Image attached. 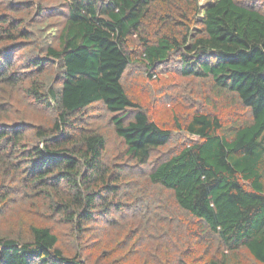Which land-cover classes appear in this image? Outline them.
<instances>
[{
  "label": "trees",
  "instance_id": "trees-1",
  "mask_svg": "<svg viewBox=\"0 0 264 264\" xmlns=\"http://www.w3.org/2000/svg\"><path fill=\"white\" fill-rule=\"evenodd\" d=\"M134 66L204 109L150 118ZM101 220L123 264H264V0H0V264H89Z\"/></svg>",
  "mask_w": 264,
  "mask_h": 264
},
{
  "label": "rangeland",
  "instance_id": "rangeland-1",
  "mask_svg": "<svg viewBox=\"0 0 264 264\" xmlns=\"http://www.w3.org/2000/svg\"><path fill=\"white\" fill-rule=\"evenodd\" d=\"M198 1L200 5L205 6L213 2L214 0ZM130 69L131 68H129L128 71L124 74L123 83L129 94H132L137 98L136 100L140 101L143 104V106L151 116L150 118L157 120L159 117H161V119H164V121H166L164 115L160 113V111H158L160 99L164 100V104L161 105V108L163 110H169L172 108L183 109L182 104L184 105L185 103L189 104L192 109H204L202 103H199L196 99L193 100V98H189L187 93L184 91V88H182V86L185 84L184 80H181L180 76L177 75V73H174L170 70L166 71L159 69L156 70L157 77L153 80H150L146 77L145 72L142 68H135L134 66L133 70ZM187 81L188 80H185L186 83ZM168 86H171L173 88L172 90H170L169 95L164 94ZM194 87L207 90L208 84L206 82H197ZM29 110L34 112L33 115L36 114L34 109ZM242 118L247 119V116L245 114H242ZM175 135L177 134L175 133ZM182 135V137H177L180 139V142H186V139L193 140L195 138L185 133H182ZM170 146H172V144ZM169 147L167 148V150L169 149ZM22 212L23 211H18L16 209L15 211H11L9 218L7 217L6 220L1 223H21L22 219L28 220L29 217H24ZM102 221L104 220H101V222L99 221L90 223L88 225L89 232L87 233L85 238H83V256L86 257L89 264H123L119 258L120 254L117 251L118 249L113 248L117 247L114 246L115 244H118V247L124 244L128 237L125 236V232H123V236L119 237L115 232L118 231V229L111 227H116L115 224H107L103 223ZM56 229L57 232H62V236L60 238V246H62L66 251H68V249L74 250L76 240L73 237L63 235V232L67 231V229L61 225L56 226ZM112 234L114 236L117 235L118 238L114 240L111 236ZM111 246H114L112 248L114 250L113 252H111L112 249H108ZM103 249L107 250L104 251ZM102 251L105 252V255H101ZM117 253L118 255H116ZM144 261H146L145 264H157L154 260L148 261L144 258ZM131 263L140 264V261L138 262L135 257H132L127 260L125 264Z\"/></svg>",
  "mask_w": 264,
  "mask_h": 264
}]
</instances>
